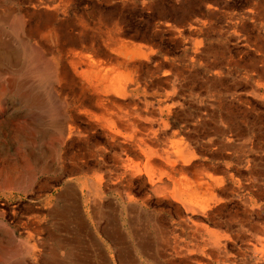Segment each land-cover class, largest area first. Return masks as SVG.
Here are the masks:
<instances>
[{
	"label": "rangeland",
	"instance_id": "rangeland-1",
	"mask_svg": "<svg viewBox=\"0 0 264 264\" xmlns=\"http://www.w3.org/2000/svg\"><path fill=\"white\" fill-rule=\"evenodd\" d=\"M67 179L177 264H264V0H0V264Z\"/></svg>",
	"mask_w": 264,
	"mask_h": 264
},
{
	"label": "crops",
	"instance_id": "crops-1",
	"mask_svg": "<svg viewBox=\"0 0 264 264\" xmlns=\"http://www.w3.org/2000/svg\"><path fill=\"white\" fill-rule=\"evenodd\" d=\"M189 150L186 146L183 152L192 154ZM145 156L147 161L153 158L152 153ZM195 183L197 189L192 194L198 197L205 182ZM99 185L96 179H67L55 192L51 210L41 218L47 227L41 225L35 232L42 246L39 264H177L168 251H156L159 243L154 240V229L143 226V212L137 208L129 212L127 191L101 201ZM92 186L93 190L88 189ZM153 191L162 194L160 184H155ZM130 203L137 206L136 201ZM189 208L195 210L196 205Z\"/></svg>",
	"mask_w": 264,
	"mask_h": 264
},
{
	"label": "bare ground",
	"instance_id": "bare-ground-1",
	"mask_svg": "<svg viewBox=\"0 0 264 264\" xmlns=\"http://www.w3.org/2000/svg\"><path fill=\"white\" fill-rule=\"evenodd\" d=\"M159 191H161V190H159Z\"/></svg>",
	"mask_w": 264,
	"mask_h": 264
}]
</instances>
